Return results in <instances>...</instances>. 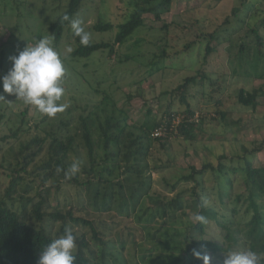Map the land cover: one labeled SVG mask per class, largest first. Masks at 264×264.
<instances>
[{"label": "rangeland", "instance_id": "374dc122", "mask_svg": "<svg viewBox=\"0 0 264 264\" xmlns=\"http://www.w3.org/2000/svg\"><path fill=\"white\" fill-rule=\"evenodd\" d=\"M69 1L0 0V77L11 69V56L17 55L27 45H34L39 38L48 37L60 53L66 69L63 77L65 95L60 103L67 104L63 112L49 118L15 95L5 93L0 85L1 95L4 96L0 101V202L5 207L21 212L28 199L37 198L39 169L50 162L51 141L47 139L48 135L77 134L79 153L70 154L69 160L71 164L80 160V171L88 163L80 118L95 111V106L101 101L100 92L110 95L116 102L117 110L128 116L131 127H140L163 119L169 109L182 118L180 116H183L186 106L178 96L168 93L186 77L205 71L218 82L215 87L206 83L204 87L190 89L188 101L195 110V119L201 116L205 118L204 123L194 130V141L173 139L170 152L161 151L159 157L156 155L159 166L161 161L165 163L171 159V167L151 172L153 183L150 195L158 201L151 203L146 199L143 207L148 212L161 204L160 200L165 197L161 195L169 194V187L177 177L186 173L189 166L200 168L204 162L216 165L222 155L229 159L242 157V147L250 150L255 144L264 142V58L257 57L255 50L239 52L248 30L259 26L264 39V0H173L170 11L162 16L161 22H157L151 14L144 15V26L124 46L115 47L116 52L112 56L107 50H101L88 58L76 60L72 59L71 53L80 44L71 26L65 27L58 44L51 30L55 20L67 9ZM130 9L129 0H85L73 19H79L89 33V44L112 42L116 27L129 15ZM235 10L237 16L234 17ZM227 19L231 24L221 28ZM100 21L112 24L114 30L94 32L93 26ZM213 33L218 39L212 43L202 39L203 34ZM196 39L197 43L183 51L185 45ZM208 43L213 47L219 43L220 47L218 52L205 59ZM262 50L264 52V47ZM163 51L169 58L160 57ZM155 56L159 57L151 67L154 65L153 69L160 72L150 76L148 65L155 60ZM233 71L237 74L234 75ZM240 89L257 92L254 109L238 104L237 91ZM220 111L228 112V123L220 122ZM64 122H68V126L62 125ZM42 140L46 142L34 143ZM159 148L157 144L155 150ZM253 163L255 167L262 166L264 152L256 155ZM15 180V191L9 194L8 188ZM51 185L52 182L48 181L51 208L67 212L72 207L76 215L93 220L101 231L107 233L108 240L115 241L117 246L113 247V251L117 255L121 247L119 238L128 242L120 255L122 264H160L170 260L163 257L158 244L154 249L149 243L151 237L147 236L145 229L146 226L153 227L151 231L158 228L160 219L149 225L137 221L142 203L136 211L138 214L132 216L131 213V217L120 215L115 208L111 214L93 215L95 210L88 204L82 189L61 183L60 189L56 190ZM190 187L191 184L179 186L181 190ZM187 200L188 207L192 206L193 199L187 196ZM27 208L30 209L31 205ZM188 213L192 214L190 209ZM242 215L243 212L237 216L239 223L235 226L243 227L239 221ZM212 224L209 237L224 241L221 229ZM58 228L59 224L54 229ZM76 230L79 233L88 231L81 225ZM154 236L158 237L157 243L163 240L159 235ZM147 248L150 249L144 251ZM232 248L234 252L244 250ZM106 264L116 263L108 256ZM210 264L214 263L210 260Z\"/></svg>", "mask_w": 264, "mask_h": 264}, {"label": "trees", "instance_id": "16d2710c", "mask_svg": "<svg viewBox=\"0 0 264 264\" xmlns=\"http://www.w3.org/2000/svg\"><path fill=\"white\" fill-rule=\"evenodd\" d=\"M84 1L70 0L67 9L52 24L51 30L56 44L61 41L65 27L70 25L62 19L63 16L68 15L73 19ZM172 4L173 0H129V15L116 27L113 41L84 46L77 37L80 45L71 53L72 59L88 58L101 50H107L108 55L112 56L116 52L115 47L124 46L144 26V15L151 14L157 22H161L162 16L170 11ZM230 24L227 19L221 28ZM258 27L247 31V37L239 46V52L255 50L256 56L262 60L264 39ZM113 30L112 24L103 21L93 26L94 32ZM216 33L203 34L202 39L212 43L218 39ZM197 41L196 39L185 45L183 51L189 50ZM210 43L205 49V59L219 51V43L215 47ZM157 57L159 56H155V60L148 65L150 76L160 72L153 69L154 65L151 67ZM160 57L169 58V55L163 51ZM1 65L2 61L0 74ZM233 74L236 75L237 71H233ZM209 76L205 71H197L168 93L178 96L186 106L178 123H174L178 113L169 109L163 119L154 120L151 125L145 123L140 127H131L128 116L117 110L116 102H113L110 95L105 92L98 93L101 101L95 106V111L80 118L81 136L88 163L71 178H66L64 170L71 165L70 154L79 153L77 134L48 135L47 139L51 141L50 162L44 163L39 169L41 172L37 175V198L28 199L21 212H15L0 202V264H39L41 251L53 240L63 236L66 229H71L76 237L75 264H106L108 256L112 262L121 263L120 255L128 242L119 238L121 247L117 250V255L113 251L115 241L108 240L107 233L101 231L93 220L76 215L72 207L67 212L51 208L48 203V181L52 182L51 187L56 190L60 189L61 183L82 189L89 200L88 204L95 210L93 215L111 214L115 208L120 215L131 217V213L132 216L138 214L136 211L142 203L140 214L137 215L139 223L145 222L149 225L160 219L159 227L153 231L150 230L153 227H145L147 236L151 237L149 243L154 249L158 244L163 257L170 258L160 264H204L203 259L194 258V249L204 255L208 253L207 256L214 264H223L227 255L234 252L233 246L255 251L260 257V264H264V164L255 167L253 163L255 156L264 152V142L255 144L250 150L242 147V157L229 159L222 155L216 165L204 162L200 168L189 166L186 173L177 177L169 187V194L161 195L165 197L160 200V205L152 212L143 207L147 198L151 203L158 201V198L150 195L153 183L151 172L171 167V159L164 163L160 158L162 164L159 166L155 160L156 155L159 157L161 151L170 152L173 139L194 141V130L203 125L205 118L200 116L195 119V110L188 98L191 97L192 87H204L206 83L213 87L218 86V82ZM237 102L243 107L254 109L257 105V92L240 89L237 91ZM217 103L220 105L219 101ZM219 116L221 123H228L227 111H220ZM63 124L68 126V122ZM157 131L162 136H155ZM45 142L46 140H42L34 143ZM157 144L159 150H155ZM16 183L15 180L9 186V194L15 191ZM181 184H191V187L181 190ZM187 196L193 199L192 206L188 207ZM29 205L30 209L27 208ZM189 209L191 215L188 213ZM241 212L243 215L239 221L243 227L235 226ZM197 214L203 216L204 220L197 221ZM211 223L221 229L224 241L209 237ZM58 224L59 228L55 230ZM79 225L87 228L89 232L79 233L76 230ZM154 235H159L163 240L157 243L158 237ZM148 249L150 248L144 251Z\"/></svg>", "mask_w": 264, "mask_h": 264}, {"label": "clouds", "instance_id": "9594fccd", "mask_svg": "<svg viewBox=\"0 0 264 264\" xmlns=\"http://www.w3.org/2000/svg\"><path fill=\"white\" fill-rule=\"evenodd\" d=\"M62 19L70 23L75 36L79 37L80 44L88 46L90 35L81 26V21L70 19L68 15H64ZM10 60L11 69L5 76L0 77V84L5 93L15 95L49 118H54L65 110L67 104L60 101L65 95L63 77L66 69L60 53L52 46L48 37L39 38L32 46L27 45L17 55L11 56ZM2 99L4 96L0 95V100ZM81 163L80 160L73 161L70 167L64 170L66 178L77 174ZM195 219L203 221L204 217L197 214ZM75 249L76 237L71 229H66L63 236L53 240L41 251L39 264H75ZM193 256L203 259L204 264H210V258L195 249ZM223 264H260V257L255 251L246 249L228 254Z\"/></svg>", "mask_w": 264, "mask_h": 264}, {"label": "built area", "instance_id": "2783aa9c", "mask_svg": "<svg viewBox=\"0 0 264 264\" xmlns=\"http://www.w3.org/2000/svg\"><path fill=\"white\" fill-rule=\"evenodd\" d=\"M181 119L179 118V117H176L175 119H174V123H178L179 121H180ZM161 136V133L159 132V131H157L156 133H155V136Z\"/></svg>", "mask_w": 264, "mask_h": 264}]
</instances>
